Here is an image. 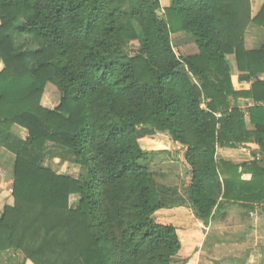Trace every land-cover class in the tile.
Listing matches in <instances>:
<instances>
[{
	"label": "trees",
	"instance_id": "16d2710c",
	"mask_svg": "<svg viewBox=\"0 0 264 264\" xmlns=\"http://www.w3.org/2000/svg\"><path fill=\"white\" fill-rule=\"evenodd\" d=\"M250 26L264 29V4L251 19L249 0H171L165 10L158 0H0V150L15 159L0 255L176 264L177 230L159 211L186 207L204 225L230 206L264 213V107L247 110L249 126L236 107L264 101V43L245 49ZM180 35L196 55H175ZM230 55L248 90H234ZM47 85L60 96L53 109L42 105ZM157 133L181 146L180 189L145 164L156 153L139 140ZM247 144L260 159L216 158ZM47 157L78 167L77 178L46 168Z\"/></svg>",
	"mask_w": 264,
	"mask_h": 264
},
{
	"label": "crops",
	"instance_id": "0c3cea01",
	"mask_svg": "<svg viewBox=\"0 0 264 264\" xmlns=\"http://www.w3.org/2000/svg\"><path fill=\"white\" fill-rule=\"evenodd\" d=\"M158 1L163 10L170 7L171 0ZM249 1L251 19H254L260 12L264 0ZM249 28H254V26ZM251 33L248 31L244 40L245 49L248 51L259 49L264 42V39L258 40ZM197 53L198 50L193 55ZM229 60L233 62V65L230 64ZM227 61L232 66H230L233 71L231 81L233 82V78L236 75L241 81V77L246 75L237 72L234 56H228ZM0 67H2L0 69L2 71L3 65L1 62ZM259 78L264 79V75H260ZM247 85L245 84L242 90H248L250 86L247 88ZM247 101L239 102L238 107L241 106V103H246ZM203 109L205 108L203 107ZM239 111L241 110L239 109ZM241 112L245 116L247 126H249L248 112ZM173 143L177 150L181 149L179 144ZM237 148L240 149H217L216 158L235 164L250 162L254 159V155H256L257 159H260L258 149L253 144L238 146ZM14 160L12 154L3 149L0 150V217L5 207L13 205V198L9 190L12 189ZM55 160L58 161V164L61 163L58 159H52V161ZM57 166L59 167L60 165ZM67 167L69 168L70 166L61 163L60 169H67ZM242 179L249 180L250 176L243 175ZM155 218L158 223L172 225L177 230L181 249L174 258L176 264H264V213L259 206H255L253 210L248 211L238 205L227 207L214 215L207 225L199 221L190 209L181 206L161 210L156 214ZM0 264L32 263L25 260L21 253L8 251L0 255Z\"/></svg>",
	"mask_w": 264,
	"mask_h": 264
},
{
	"label": "rangeland",
	"instance_id": "374dc122",
	"mask_svg": "<svg viewBox=\"0 0 264 264\" xmlns=\"http://www.w3.org/2000/svg\"><path fill=\"white\" fill-rule=\"evenodd\" d=\"M248 31L252 32L254 36L257 37L258 40L264 39V29H261L258 27L255 28L254 26V28L247 29V32H246L247 34H248ZM172 47L177 57L192 56L194 52L197 51V48L194 45L193 40L186 35L172 36ZM229 62L231 65H233V62H231L230 60ZM1 68L2 67H0V69ZM232 76H233V73H232ZM252 82L253 80H249L248 82L240 81V79L238 78V75H236L233 78L232 85L235 90L241 91L244 88L245 84H248L246 86L248 88ZM59 98L60 96H59V93L57 92V89L52 85H47L45 89L44 97L42 99V105L44 107L54 108L58 104ZM204 106L205 105H202V108ZM238 106L239 105H237L236 107ZM139 144L144 149V151H146L147 153H156V156H154L150 160H147L145 164L148 165L150 171L158 175L157 180L160 183L163 181L164 184L170 187H173V188L175 187L177 189H180L181 182L183 180L182 178H184L185 172L183 171L182 167L177 162H173V160L175 159L174 157L178 150L175 144L173 143V141L171 140V138L167 134L157 133L154 136L144 137L140 139ZM235 149L239 150L240 148H235ZM43 164L46 168H50L53 171L60 173L61 175H66V176H70L73 178H77L79 174L78 167L70 166L69 168L67 167V169H64V168L60 169L61 163L58 164L57 160L52 161V159L47 158L45 159ZM57 165H60V166L58 167ZM160 175H163L162 179ZM9 193L12 195V189L9 190ZM76 201H77V198L75 196H72L70 198L69 203L72 207H74L76 204Z\"/></svg>",
	"mask_w": 264,
	"mask_h": 264
},
{
	"label": "built area",
	"instance_id": "2783aa9c",
	"mask_svg": "<svg viewBox=\"0 0 264 264\" xmlns=\"http://www.w3.org/2000/svg\"><path fill=\"white\" fill-rule=\"evenodd\" d=\"M253 107H264V101H259V102H255V101H247L246 103H241V106L238 107V109H240L241 111H247L249 108H253ZM222 117L221 113H216L215 114V118L218 120Z\"/></svg>",
	"mask_w": 264,
	"mask_h": 264
},
{
	"label": "water",
	"instance_id": "95a60500",
	"mask_svg": "<svg viewBox=\"0 0 264 264\" xmlns=\"http://www.w3.org/2000/svg\"><path fill=\"white\" fill-rule=\"evenodd\" d=\"M241 81H246V82H248V81H249V77H247V76H243V77H241ZM141 150L144 151L143 148H142Z\"/></svg>",
	"mask_w": 264,
	"mask_h": 264
}]
</instances>
